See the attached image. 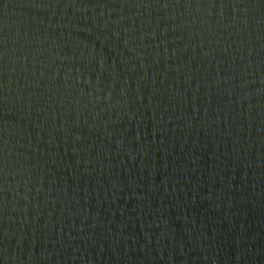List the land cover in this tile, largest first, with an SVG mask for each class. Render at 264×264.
Listing matches in <instances>:
<instances>
[{"label":"water","instance_id":"95a60500","mask_svg":"<svg viewBox=\"0 0 264 264\" xmlns=\"http://www.w3.org/2000/svg\"><path fill=\"white\" fill-rule=\"evenodd\" d=\"M0 264H264V0H0Z\"/></svg>","mask_w":264,"mask_h":264}]
</instances>
